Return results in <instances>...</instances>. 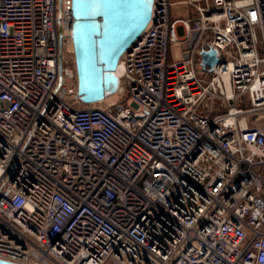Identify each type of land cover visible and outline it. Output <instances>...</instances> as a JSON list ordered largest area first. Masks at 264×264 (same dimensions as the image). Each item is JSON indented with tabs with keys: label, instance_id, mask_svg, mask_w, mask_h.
Wrapping results in <instances>:
<instances>
[{
	"label": "built area",
	"instance_id": "built-area-1",
	"mask_svg": "<svg viewBox=\"0 0 264 264\" xmlns=\"http://www.w3.org/2000/svg\"><path fill=\"white\" fill-rule=\"evenodd\" d=\"M72 23L0 0V260L264 264V0H153L104 106Z\"/></svg>",
	"mask_w": 264,
	"mask_h": 264
},
{
	"label": "water",
	"instance_id": "water-1",
	"mask_svg": "<svg viewBox=\"0 0 264 264\" xmlns=\"http://www.w3.org/2000/svg\"><path fill=\"white\" fill-rule=\"evenodd\" d=\"M153 0H70L71 43L82 104H93L118 89L115 74L120 56L147 27ZM212 66L214 51L203 53ZM0 264H15L0 260Z\"/></svg>",
	"mask_w": 264,
	"mask_h": 264
},
{
	"label": "rangeland",
	"instance_id": "rangeland-1",
	"mask_svg": "<svg viewBox=\"0 0 264 264\" xmlns=\"http://www.w3.org/2000/svg\"><path fill=\"white\" fill-rule=\"evenodd\" d=\"M70 3V0H69ZM175 11H178L177 14H175ZM172 15L176 17L175 15H178L179 17L184 16V10L181 9L180 6L175 7L172 9ZM117 99L116 95H113L112 97L100 102V106L108 105L111 102H114ZM256 117H253V120H258L261 126H264V113H257L254 115Z\"/></svg>",
	"mask_w": 264,
	"mask_h": 264
},
{
	"label": "bare ground",
	"instance_id": "bare-ground-1",
	"mask_svg": "<svg viewBox=\"0 0 264 264\" xmlns=\"http://www.w3.org/2000/svg\"><path fill=\"white\" fill-rule=\"evenodd\" d=\"M69 5H70V3H69ZM71 49H72V43H71ZM76 73V72H75ZM115 74H116V76L118 77L119 76V68H118V66H117V68L115 69ZM76 90H77V81H76ZM113 95H115V94H113ZM112 95V96H113ZM112 96H109V97H107V98H104L102 101H104V100H106V99H108V98H110V97H112ZM102 101H100V102H102ZM100 102H97V103H100ZM93 104H96V103H93Z\"/></svg>",
	"mask_w": 264,
	"mask_h": 264
}]
</instances>
